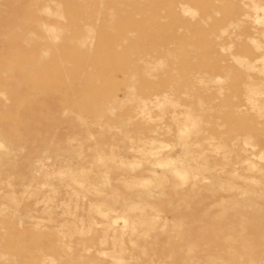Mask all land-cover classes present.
<instances>
[{"label": "rangeland", "instance_id": "obj_1", "mask_svg": "<svg viewBox=\"0 0 264 264\" xmlns=\"http://www.w3.org/2000/svg\"><path fill=\"white\" fill-rule=\"evenodd\" d=\"M0 142V264H264V0H0Z\"/></svg>", "mask_w": 264, "mask_h": 264}, {"label": "clouds", "instance_id": "obj_2", "mask_svg": "<svg viewBox=\"0 0 264 264\" xmlns=\"http://www.w3.org/2000/svg\"><path fill=\"white\" fill-rule=\"evenodd\" d=\"M0 151H7L6 146L2 142H0ZM117 264H125V262L123 260H119L117 261Z\"/></svg>", "mask_w": 264, "mask_h": 264}, {"label": "bare ground", "instance_id": "obj_3", "mask_svg": "<svg viewBox=\"0 0 264 264\" xmlns=\"http://www.w3.org/2000/svg\"><path fill=\"white\" fill-rule=\"evenodd\" d=\"M177 123V122H176ZM181 130H182V128H181ZM178 132H180V129H178ZM183 133H184V131H183ZM185 176V175H184ZM215 248V247H214ZM219 248V247H218ZM76 249H78V248H76ZM82 249V248H81ZM219 250V249H218ZM73 251H75L74 249H73ZM214 251V250H213ZM72 252V251H71ZM217 252V251H216ZM226 252H227V250H226ZM229 252V251H228ZM221 253V252H220ZM224 253V252H223ZM74 254V253H73ZM80 254V253H79ZM82 254H84V253H82ZM86 254V253H85ZM216 254V253H215ZM214 254V255H215ZM77 255H78V253H77ZM72 256V255H71ZM79 256V255H78ZM82 256V255H81ZM73 257V256H72ZM158 263V262H157Z\"/></svg>", "mask_w": 264, "mask_h": 264}]
</instances>
